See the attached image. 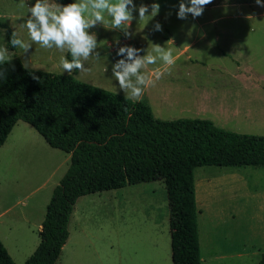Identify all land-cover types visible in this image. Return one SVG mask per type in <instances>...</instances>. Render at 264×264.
<instances>
[{"label":"rangeland","instance_id":"1","mask_svg":"<svg viewBox=\"0 0 264 264\" xmlns=\"http://www.w3.org/2000/svg\"><path fill=\"white\" fill-rule=\"evenodd\" d=\"M154 2L160 9L152 19L141 21L133 11L131 37L112 29L105 14V23L90 29L97 34L100 59L85 62L90 72H78L75 78L125 97L111 71L124 58L116 55L118 48L129 45L151 52L153 44L165 45L172 49L175 63L158 62L142 70L154 80L142 99L150 96L156 118L210 120L227 131L264 137V7L256 0H213L200 17L189 14L181 20L177 16L181 0H133L136 9L141 4L149 7L146 15ZM34 4L35 0H0V46L8 47L7 29L31 43L24 24ZM213 19L220 22L206 23ZM157 23L161 30L155 29ZM9 51L26 68L69 75L60 65L61 57L71 59L66 49L33 43L27 54L19 48ZM192 82L202 87L188 91ZM13 132L0 148V188L8 195L1 207L24 183V173L40 184L51 176L44 190L52 197L70 165V155L50 147L31 125L19 121ZM194 179L202 264H257L264 253V167L205 166L195 170ZM41 194L33 200L40 202ZM23 210L28 209L14 208V223L24 220ZM39 218L10 235L4 236L0 226V239L6 237L2 242L15 264H25L39 246ZM169 219L162 181L81 197L56 264H173Z\"/></svg>","mask_w":264,"mask_h":264},{"label":"trees","instance_id":"2","mask_svg":"<svg viewBox=\"0 0 264 264\" xmlns=\"http://www.w3.org/2000/svg\"><path fill=\"white\" fill-rule=\"evenodd\" d=\"M11 33L7 29L8 41ZM4 67L0 148L23 121L50 147L70 155L47 206L40 244L25 264L58 262L79 198L153 181H162L167 191L173 264H202L194 172L205 166L264 167L263 136L227 131L210 120L158 119L147 99H125L86 84L75 71L29 69L19 58ZM0 264H15L1 239ZM257 264H264V253Z\"/></svg>","mask_w":264,"mask_h":264},{"label":"clouds","instance_id":"3","mask_svg":"<svg viewBox=\"0 0 264 264\" xmlns=\"http://www.w3.org/2000/svg\"><path fill=\"white\" fill-rule=\"evenodd\" d=\"M212 2L213 0H187V2L181 0L177 16L185 20L191 14L195 19L200 17L205 7ZM256 3L264 7L262 0H256ZM159 9L160 5L154 2L151 5V14L146 15L149 13V7L141 4L136 9L133 0H115V2L75 0L66 5L52 4L49 0H35V4L28 8L30 15L24 24L31 43L18 38L15 31L11 33L8 43L13 49H21L24 54L29 52L33 43L46 49L53 47L61 51L66 49L71 59L61 57L60 65L64 73L71 74L74 71L88 73L90 69L85 67V62L89 59L98 61L101 56L97 50L99 48L97 34L90 32V29L97 24H104L105 14L111 18L112 29L121 30L126 37H131L133 34L129 32V28L131 22L136 19L133 11H138L139 20L142 21L146 17L154 18L159 13ZM155 29L161 30L159 23L155 25ZM142 51L144 55H140ZM116 55L124 58L112 65V76L118 82L119 89L125 94V99L135 101L142 99L145 89L154 84L153 78L143 72V69L158 62L168 66L175 63L172 49L160 44H153L151 52L124 45L118 48ZM12 60L13 56L9 48L0 46V80L6 78L7 69L4 66L11 64Z\"/></svg>","mask_w":264,"mask_h":264},{"label":"crops","instance_id":"4","mask_svg":"<svg viewBox=\"0 0 264 264\" xmlns=\"http://www.w3.org/2000/svg\"><path fill=\"white\" fill-rule=\"evenodd\" d=\"M219 22H220L219 20L213 19L212 21H208L206 23L207 24H212V25H217ZM217 32H219V31H217ZM187 48H188V46H185L183 48L182 52L186 51ZM201 87H202V85H200V84H198L196 82H192L191 85H189L187 90L188 91H192L193 89L194 90H199ZM147 101H148V103L149 102L151 103V98H150L149 95H148ZM150 103H149V105H150ZM150 107H151V105H150ZM151 109H152V107H151ZM152 112H153V109H152ZM153 114H154V112H153ZM17 126H18V123L16 124V126L12 130L10 136L13 135V133H14L13 131L15 130V128ZM17 134H18L19 138H22L24 136V131L20 130V131L17 132ZM6 143H7V141L5 142V144ZM5 144L3 146H5ZM50 178H51V176H50ZM50 178H49L48 181H45V182H43L41 184L40 183H35L32 186V188L28 191V193H26L23 196L21 195V193H17V197H16V199L14 201L15 203H13V205H8L7 204V206L6 205L5 206L3 205L2 207L0 206V208H1L0 209V226L2 227V232H3L4 236L7 235V234L10 235L11 233H14L15 231H18L19 229L23 228V226H25V227L31 226L32 222H34L37 218H39L40 215L41 216L39 218V222H38L37 228H38L39 232L41 231L42 223L44 221L45 214H46V209H47V206H48V204L50 203V200H51V197H50L51 196L50 195L51 192H49V190L48 191L44 190L45 187L47 186V184L49 183ZM19 187L20 186H18L17 189ZM1 189L2 188H0V205H2L1 203H3L2 201L5 199V197L7 195L6 194L7 192H3ZM2 192L4 193L3 196L1 195ZM39 193H42L41 194V201L38 202L35 199L33 200V198ZM52 194H53V192H52ZM7 198H8V195H7ZM31 200H33V201L31 202ZM7 203H8V201H7ZM40 203L43 204V207H42L41 211L39 210V208H41ZM17 207H19V208L26 207V209H28V210H25V211L23 210V212H25V215H23V219L24 220L14 223V221L12 220V212L14 211V208H17ZM37 211H38V214H39L38 216H37ZM4 219H6V221H4ZM2 238H3L2 241L5 243L6 237H5V239H4V237H2Z\"/></svg>","mask_w":264,"mask_h":264},{"label":"bare ground","instance_id":"5","mask_svg":"<svg viewBox=\"0 0 264 264\" xmlns=\"http://www.w3.org/2000/svg\"><path fill=\"white\" fill-rule=\"evenodd\" d=\"M26 167V166H25ZM28 170V169H27ZM29 172H30V170H29ZM32 172V171H31ZM30 172V173H31ZM29 174V173H28ZM34 175V174H33ZM32 175H26L25 173H24V175H23V178H24V180H23V184L22 185H20V187L18 188V189H16L15 191H12L11 192V199L9 200V203L8 204H13L14 203V201H15V195H17L16 193H21V195H24L25 193H27L31 188H32V186L35 184L34 182H33V176L31 177ZM37 178V177H36ZM35 180V179H34ZM38 180V179H37ZM18 212H20V214L22 215V211H21V209L18 211Z\"/></svg>","mask_w":264,"mask_h":264}]
</instances>
